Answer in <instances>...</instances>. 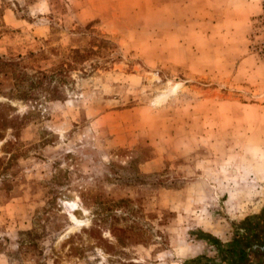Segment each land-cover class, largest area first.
<instances>
[{
    "label": "rangeland",
    "instance_id": "374dc122",
    "mask_svg": "<svg viewBox=\"0 0 264 264\" xmlns=\"http://www.w3.org/2000/svg\"><path fill=\"white\" fill-rule=\"evenodd\" d=\"M262 229L264 0H0V264H264Z\"/></svg>",
    "mask_w": 264,
    "mask_h": 264
},
{
    "label": "crops",
    "instance_id": "0c3cea01",
    "mask_svg": "<svg viewBox=\"0 0 264 264\" xmlns=\"http://www.w3.org/2000/svg\"><path fill=\"white\" fill-rule=\"evenodd\" d=\"M259 234L261 238L258 241H255V244L249 243V250L251 251H249L248 249L245 250L246 253L244 254V257L246 260L251 256L249 252H251V254H253L254 256L261 255L262 257H264V230H260Z\"/></svg>",
    "mask_w": 264,
    "mask_h": 264
},
{
    "label": "trees",
    "instance_id": "16d2710c",
    "mask_svg": "<svg viewBox=\"0 0 264 264\" xmlns=\"http://www.w3.org/2000/svg\"><path fill=\"white\" fill-rule=\"evenodd\" d=\"M72 52H73L74 56H76V57H81L83 55V52L81 50H79V49H74ZM63 70H65V69H63V67L60 66V67L52 70L49 74L51 76L52 75H58V74L62 73ZM47 76H48V74L46 72L42 73V78H45ZM254 218H255L254 221L256 220L257 223H258V221H261V220H259V216H254ZM251 228H252V226H251ZM257 229H259V223L257 225L253 226L252 231H255ZM245 253L246 252L244 251V249H240L239 252H238V254H241V255H244Z\"/></svg>",
    "mask_w": 264,
    "mask_h": 264
}]
</instances>
